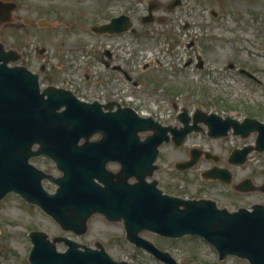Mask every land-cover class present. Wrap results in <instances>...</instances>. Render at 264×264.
I'll use <instances>...</instances> for the list:
<instances>
[{
  "label": "rangeland",
  "instance_id": "obj_1",
  "mask_svg": "<svg viewBox=\"0 0 264 264\" xmlns=\"http://www.w3.org/2000/svg\"><path fill=\"white\" fill-rule=\"evenodd\" d=\"M13 1L19 4L14 26H0V42L20 51L15 65L36 71L44 61L47 69L41 75L42 86L52 82L65 87L61 81L69 80L68 87L85 99L91 95L104 98L102 91L128 86L103 87L100 83L107 72L99 62L103 57L99 53L117 44L123 48L120 53L115 49L113 54L119 55L113 59L115 64L127 71L149 101L154 100L167 112L200 109L223 118L231 116L241 121L253 117L264 122V0H182L181 6L171 11L167 4L172 0ZM149 1H157L160 6L153 12L157 21L146 32L111 38L91 33L90 27L123 13L133 17L136 26L138 17L146 14ZM36 12L46 14L51 26H38ZM26 16L31 18L28 23H24ZM40 48L46 51L43 57L36 52ZM197 55L204 62L201 70L193 64L184 66ZM150 61L153 62L144 66ZM241 69L252 73L258 81L240 73ZM84 72L90 76L87 82L82 77ZM204 129L191 133L178 148L163 144L156 160L158 173L149 179H159V188L168 194L209 199L230 212L251 209L256 204L264 206V151H252L243 165L228 162L234 149L254 145L256 134L241 138L229 132L225 138L211 139ZM193 147L216 155L218 161L201 157L183 174L174 170L173 163L187 157V150ZM31 163L46 174L58 175L50 160L38 158ZM212 166L227 169L231 182L206 179L202 174ZM244 179L252 183L253 189H238ZM42 183L48 193L55 191L51 182ZM35 230L47 233L51 239L68 237L92 249L101 244L116 262L165 264L130 244L121 221L108 222L101 215H93L85 233L76 236L13 193L0 201V264H29L27 256L32 245L28 235ZM140 236L167 252L178 264H248L233 256L219 260L215 249L198 236L167 239L145 231ZM55 248L62 252L66 246L56 242Z\"/></svg>",
  "mask_w": 264,
  "mask_h": 264
},
{
  "label": "water",
  "instance_id": "obj_2",
  "mask_svg": "<svg viewBox=\"0 0 264 264\" xmlns=\"http://www.w3.org/2000/svg\"><path fill=\"white\" fill-rule=\"evenodd\" d=\"M180 4V0H173L169 9ZM157 6L149 3L145 22L152 21L151 13ZM16 8L14 2L0 0V24L11 22ZM38 25L49 23L41 21ZM130 25L129 18L121 15L90 30L114 34L128 30ZM18 59L17 51L4 49L0 42V200L15 192L38 205L63 230L77 236L85 233L93 214H102L112 222L121 220L126 239L165 264L178 263L140 237L141 232L172 239L199 236L215 248L219 260L235 256L249 264H264V206L256 204L251 210L239 208L230 212L209 199L163 195L155 181L146 182L154 170L158 147L169 141L177 146L182 144L188 134L198 131V122L207 125L211 138L226 137L230 130L242 138L252 132L256 134L253 146L230 153L228 162L238 165L245 162L251 151H264V123L251 118L237 122L197 110L193 124L189 125L184 110L178 115L182 127H161L151 118L138 117L131 108L116 105V111L111 112L113 103L80 102L64 89L46 88L39 93L37 75L22 66H8ZM145 132L150 134L140 138V133ZM95 133L102 138L90 144L89 138ZM81 140L83 143L79 144ZM34 145L37 148L32 150ZM201 154L197 149L191 150L190 160L180 164L179 169L192 167ZM203 154L206 159L218 161L209 152ZM37 156L52 159L62 176L54 179L28 163L29 158ZM108 160H119L122 164L118 184L107 180L109 176L103 167ZM203 175L224 183L231 181L230 172L216 166ZM131 178L135 183L128 182ZM42 179L58 186L54 194L43 190ZM94 179L105 187L98 186ZM238 189L250 191L253 185L243 180ZM261 190L264 192V183ZM29 237L30 264H128L111 259L101 244L91 249L66 237L50 240L42 231H33ZM56 242H62L66 250L57 251Z\"/></svg>",
  "mask_w": 264,
  "mask_h": 264
},
{
  "label": "flooded vegetation",
  "instance_id": "obj_3",
  "mask_svg": "<svg viewBox=\"0 0 264 264\" xmlns=\"http://www.w3.org/2000/svg\"><path fill=\"white\" fill-rule=\"evenodd\" d=\"M19 9V8H18ZM212 15H214V16H216L215 14H212ZM35 20H40V19H47V15L46 14H44L43 12H36V14H35ZM144 16L145 15H142V16H140V17H138V22H137V24H136V26L134 25V23H133V17H130L131 18V20H132V29H131V31L129 32V34H131V35H136V34H138V33H140V32H142V33H144V32H146L147 31V29L149 28V27H151L153 24H155V22L157 21L156 19H155V21L153 22V23H145V18H144ZM25 20H28L29 22L31 21V18H29V17H27L26 16V18H24ZM109 20V19H108ZM107 22V20L104 22V23H106ZM140 31V32H139ZM138 35H140V34H138ZM188 47H190V45L188 46ZM36 51H37V54H38V56H40V57H43L44 55H45V49L44 50H42V51H39V50H37L36 49ZM106 55H107V53H105ZM110 55V54H109ZM23 56V55H22ZM114 59H116V58H114ZM110 60H113V57L110 55L109 56V60H106L105 58H104V60L103 59H100V62L103 64V67H104V70L107 72V74H106V76H108V77H110V78H113V76H114V74H117V78H118V76H123V73H124V70H123V68H120L119 66H117L116 64H115V61H110ZM192 64V63H194L191 59H189L185 64ZM198 64H196V66H197ZM46 69H47V65L44 63V64H40L39 66H38V68H37V70L36 71H32L33 73H35V74H38V76H39V80L41 79V75H44L45 74V72H46ZM86 74H88V73H86ZM249 79H251V80H253V81H256V80H254V79H252V78H250V77H248ZM46 81H48V80H46ZM40 82H41V80H40ZM136 82H134V81H132V84H135ZM47 84H53L52 82H48ZM174 108H176L175 106H174ZM111 112H114L113 110L111 111ZM190 114H192L191 112H190ZM173 121H174V118H173ZM175 122V125L174 126H177V127H179V124H178V122H177V120H175L174 121ZM171 123V122H170ZM203 127V126H202ZM99 138H101V136H100V134L99 133H95V135H93L91 138H90V140L89 141H94V140H97V139H99ZM89 142L90 144H92V143H95V142ZM169 144L170 145H172V142H169ZM168 144V145H169ZM163 145V144H162ZM161 145V146H162ZM160 146V147H161ZM173 146V145H172ZM36 147V146H35ZM174 148H178V147H175V146H173ZM190 151V149L189 150H187V157H185V158H183V159H181V160H178V161H175L174 163H173V169L174 170H176V171H179V172H181V174H183V172L182 171H180L179 170V163H182V162H184V161H186L187 159H188V157H189V152ZM160 153H161V151H160V148H159V152H158V157L160 156ZM158 157H157V159H158ZM38 158H40V159H47V160H49L48 158H45V157H36V158H31L30 159V162H31V160H37ZM52 162V161H51ZM53 163V165H54V168H55V170H56V172H58V175H55V176H53V175H51L52 177H54V178H59V177H61V175H62V172L57 168V165H56V163H54V162H52ZM35 166V165H34ZM158 166H157V168H156V164H155V167H154V170H153V176L154 175H156L158 172ZM103 170H104V172L106 173V174H108V176H109V178H107V180H108V182L109 183H115V184H118L119 183V178H118V176L120 175V174H122V164H121V162L119 161V160H115V161H113V160H108L105 164H104V167H103ZM187 171V170H186ZM147 181H151L150 179H148ZM155 181L157 182V187L159 188V179L157 180V179H155ZM94 182L95 183H97L98 184V186H100V187H105V185L104 184H102V183H100V182H98L96 179H94ZM130 182H133V180H131ZM54 187H55V190L57 189V186L56 185H54ZM164 194H167V195H171V194H168V193H166L164 190H162L161 188H159ZM172 196H175V195H172ZM176 197H179V196H176Z\"/></svg>",
  "mask_w": 264,
  "mask_h": 264
}]
</instances>
